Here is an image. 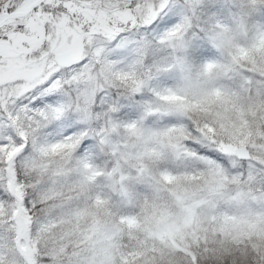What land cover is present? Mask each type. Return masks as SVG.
Returning <instances> with one entry per match:
<instances>
[{
  "label": "snow or ice",
  "instance_id": "6c2138e0",
  "mask_svg": "<svg viewBox=\"0 0 264 264\" xmlns=\"http://www.w3.org/2000/svg\"><path fill=\"white\" fill-rule=\"evenodd\" d=\"M0 264H264V0H0Z\"/></svg>",
  "mask_w": 264,
  "mask_h": 264
}]
</instances>
